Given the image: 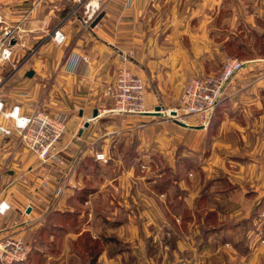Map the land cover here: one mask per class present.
Listing matches in <instances>:
<instances>
[{
  "label": "crops",
  "instance_id": "0c3cea01",
  "mask_svg": "<svg viewBox=\"0 0 264 264\" xmlns=\"http://www.w3.org/2000/svg\"><path fill=\"white\" fill-rule=\"evenodd\" d=\"M89 1L103 13L94 25L95 12L90 16L85 9ZM232 5L0 0L2 18L18 23L12 59L0 66L5 106L18 103L24 113L44 110L67 119L60 151L45 161L15 134L0 133V200L9 204L0 217V237L13 233L32 247L22 264H89L83 232L100 246L92 264H207L220 250L264 264V52L253 45L255 36L249 41L248 32L243 37L227 30L224 20L231 15L224 12ZM56 28L65 34L60 44L51 40ZM256 34L264 40L263 31ZM226 46L227 52L242 49L248 61L207 122L192 118L185 126L168 118L165 110L178 106L192 76L219 70ZM124 53V65L144 79L146 108L159 112L104 111L112 105L109 92ZM99 151L107 162L94 158ZM143 177L153 186L150 192L141 191ZM162 193L165 214L182 201L200 214L192 226L195 237L168 241L163 223L159 230L153 222L147 224L156 233L144 237L134 214L152 219ZM210 213L215 224L206 223ZM70 215L73 223L64 221ZM234 232L239 238H223Z\"/></svg>",
  "mask_w": 264,
  "mask_h": 264
},
{
  "label": "built area",
  "instance_id": "2783aa9c",
  "mask_svg": "<svg viewBox=\"0 0 264 264\" xmlns=\"http://www.w3.org/2000/svg\"><path fill=\"white\" fill-rule=\"evenodd\" d=\"M85 7L90 13L98 5L89 1ZM17 29L18 23L8 24L0 15V64L12 59V43ZM50 36L55 44H60L65 40V34L60 28L54 29ZM121 57L123 64L118 68L109 92L112 105L104 111L111 114L159 112L160 109L148 110L146 108L144 79L124 65L128 58L126 53ZM246 64V60L226 57L216 73L192 76L180 94L178 106L165 110L167 117L182 122L185 126H189L192 118L197 124L204 125L215 105L226 94L232 77ZM0 118L2 119L0 133L15 134L18 141L42 161L57 155L60 151L59 142L67 125L65 115L53 114L44 110L24 113L18 103L6 107L0 94ZM94 158L107 162L109 157L105 152L99 151L94 153ZM5 203L0 200V204ZM6 204L8 209L9 204ZM7 209L0 212V217ZM261 215L264 216V210ZM30 250L31 246L21 236L13 233L5 234L0 237V264H22L27 259Z\"/></svg>",
  "mask_w": 264,
  "mask_h": 264
},
{
  "label": "rangeland",
  "instance_id": "374dc122",
  "mask_svg": "<svg viewBox=\"0 0 264 264\" xmlns=\"http://www.w3.org/2000/svg\"><path fill=\"white\" fill-rule=\"evenodd\" d=\"M194 2H195V0H191V3H194ZM222 2L230 3V4L234 5V6L232 5V8L230 10L225 9L226 12H224L226 14L227 11H229V13L231 15V21L224 20L225 27H226V25L229 26L227 28V30L228 29L232 30V31L236 32L237 34H240L243 37L245 36L246 32H248L247 33V37H248L247 39H249V41H251L252 36H255V42L253 45H255L256 47H259L260 52H262V51L264 52V40H258L256 38V36H257L256 33H259L261 31H263V33H264V0H222ZM253 2L255 3L254 8H252L250 6V4H252ZM242 4H245L244 5L245 7L241 6ZM99 9H100V6L98 5V7L94 11L89 13L90 16H93L94 12H95V15H94V17H95L98 14ZM225 17H227V15ZM244 18L247 20H243ZM252 24H257V30H259V32L251 31V28L254 27V26H252ZM207 28H211L210 23H207ZM223 32L226 33L225 28H224ZM227 49H229V47H227V46L224 47V52H223V55L221 58V63H222V60L225 59L226 57H237V58L248 61V58H245L246 55L244 54L245 52L242 49L228 50L230 52H227ZM235 52H237L238 55H235L234 54ZM2 65H4V63L0 64V66H2ZM208 74H213V73H208ZM202 75H206V74H202ZM196 76H198V75H196ZM161 167H163V166H161ZM142 169L148 170V168H146V166L142 167ZM165 172H166V174H168L167 171H165ZM186 185L188 186L187 187L188 189H192L194 187L190 183H188ZM151 187H153V186H151L149 183L145 182V177H143V183L141 185V191L143 193H147V191L150 192ZM132 189H133V186H132ZM157 189L154 188L153 190L158 191L160 188L158 190ZM114 191L115 192H113V194L117 195L118 194L117 188ZM181 194H183V193H181ZM157 199H158L157 203L155 202V206L157 208H155V211H154V213H155L154 217H157V219L154 217L152 219H150L148 217L146 218L141 213H137V214L135 213L134 214L136 216V220L141 222V224L143 223V227L145 229L144 233L146 235V236L144 235V237H148L146 233H150L149 234L150 237H151L152 233H154V234L156 233V230H154V232H153L148 227L147 223H149V222H150L149 225H152V222L154 223V226H153L154 228H152V229H159V230H160L159 226H161V223H163L161 226V233H163V235H166L167 231H168V234H167L168 241H171L174 238H178V239L180 238V240H184V239L190 240L191 237H195V236H193L195 229H193L194 227H192V226H194V223L199 221L201 216H200V214L198 215V214H195L194 212H192L191 204L189 205L185 201L184 202L182 201V203L180 202L176 206L171 207L172 209L170 211H167V214H165V211H166L165 205L168 204L167 203V196L162 193V194H160V198H157ZM143 202H144V204H148V198H147V201L144 199ZM224 206L228 207L230 205L225 202ZM116 217L120 218V215L117 214ZM64 221H70V220H64ZM206 223L207 224H215L216 223L215 215L210 216ZM163 225H164V227H163ZM165 225H167V226H165ZM247 225L245 224L244 226H242L243 227L242 229H244L246 231V227H248ZM169 226H170L171 232L169 230L165 229L166 227H169ZM210 235L211 234H209V236ZM160 236H161V234H160ZM223 238H235V239H237V238H239V236H238L237 232H234L231 234L228 233V234L224 235ZM260 241L263 242L264 239H260ZM225 246L228 248L230 247L228 245H225ZM230 249H231V247H230ZM31 251H32V247H31ZM155 253H157V251ZM184 254H186V253H184ZM239 256L240 255H238L237 257H239ZM207 260H208L207 264H262V263L253 261L252 259H250V257H248V255L241 257L239 260H238V258L234 259L233 256H229L228 254L225 253V251L223 252L222 250H220L217 253H214L213 255H209L207 257Z\"/></svg>",
  "mask_w": 264,
  "mask_h": 264
},
{
  "label": "trees",
  "instance_id": "16d2710c",
  "mask_svg": "<svg viewBox=\"0 0 264 264\" xmlns=\"http://www.w3.org/2000/svg\"><path fill=\"white\" fill-rule=\"evenodd\" d=\"M214 215V213H210L208 215H206L207 218H209L210 216ZM70 215L69 222H72L75 220L74 216ZM83 238V250L86 252V254L88 255V259H89V264H92L94 262V260L96 259V256L98 254V252L100 251V246L97 240H92L90 241L88 238V235L86 232H83L82 236ZM31 252V250H30ZM31 253H29L30 255ZM28 255V256H29Z\"/></svg>",
  "mask_w": 264,
  "mask_h": 264
},
{
  "label": "water",
  "instance_id": "95a60500",
  "mask_svg": "<svg viewBox=\"0 0 264 264\" xmlns=\"http://www.w3.org/2000/svg\"><path fill=\"white\" fill-rule=\"evenodd\" d=\"M102 12H100V13H98L93 19H92V21H91V25H94L98 20H99V18L102 16ZM160 109V107H156V110H159ZM172 112H174V111H172ZM93 114L95 115L96 114V111H93ZM182 125H185L184 123H182V122H180ZM88 123L87 122H85L84 123V126H86Z\"/></svg>",
  "mask_w": 264,
  "mask_h": 264
},
{
  "label": "clouds",
  "instance_id": "9594fccd",
  "mask_svg": "<svg viewBox=\"0 0 264 264\" xmlns=\"http://www.w3.org/2000/svg\"><path fill=\"white\" fill-rule=\"evenodd\" d=\"M8 205L5 204H0V212L4 211L5 209H7Z\"/></svg>",
  "mask_w": 264,
  "mask_h": 264
}]
</instances>
